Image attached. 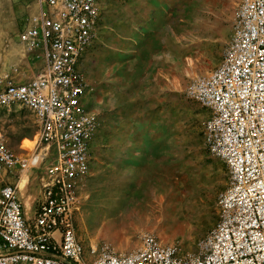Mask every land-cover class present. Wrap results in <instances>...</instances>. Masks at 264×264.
Masks as SVG:
<instances>
[{
  "label": "rangeland",
  "instance_id": "obj_1",
  "mask_svg": "<svg viewBox=\"0 0 264 264\" xmlns=\"http://www.w3.org/2000/svg\"><path fill=\"white\" fill-rule=\"evenodd\" d=\"M31 1L0 0V83L25 82L40 65L18 39ZM239 1L100 0L82 60L85 108L98 120L74 213L85 253L91 245L130 251L147 234L180 255L197 253L217 223L229 174L203 142L209 111L188 86L222 60ZM0 131L18 156L34 152L37 124L27 109L0 107ZM31 168L14 179L28 217L42 164Z\"/></svg>",
  "mask_w": 264,
  "mask_h": 264
},
{
  "label": "built area",
  "instance_id": "obj_2",
  "mask_svg": "<svg viewBox=\"0 0 264 264\" xmlns=\"http://www.w3.org/2000/svg\"><path fill=\"white\" fill-rule=\"evenodd\" d=\"M36 3L18 39L40 65L25 82L0 83V107L19 105L37 124L27 157L14 153L0 131V264H264V0L239 1L222 60L188 86L209 111L203 142L229 174L217 223L199 240L198 252L188 255L153 234L130 251L91 245L84 252L74 213L98 120L85 108L82 60L96 36L100 0ZM39 163V190L28 217L14 179Z\"/></svg>",
  "mask_w": 264,
  "mask_h": 264
},
{
  "label": "crops",
  "instance_id": "obj_3",
  "mask_svg": "<svg viewBox=\"0 0 264 264\" xmlns=\"http://www.w3.org/2000/svg\"><path fill=\"white\" fill-rule=\"evenodd\" d=\"M27 6H28V5H27ZM27 6H26V7H27ZM30 6H31V13H30L29 15L35 13L36 10H37V3H36V0H32L31 3H30ZM92 170H93V169H92ZM90 172H91V171H90ZM33 206H34V202H33ZM32 213H33V207H32V211H31V216H32Z\"/></svg>",
  "mask_w": 264,
  "mask_h": 264
},
{
  "label": "bare ground",
  "instance_id": "obj_4",
  "mask_svg": "<svg viewBox=\"0 0 264 264\" xmlns=\"http://www.w3.org/2000/svg\"><path fill=\"white\" fill-rule=\"evenodd\" d=\"M35 141H36V139H35ZM35 141H34V144H35ZM21 184V183H20Z\"/></svg>",
  "mask_w": 264,
  "mask_h": 264
}]
</instances>
